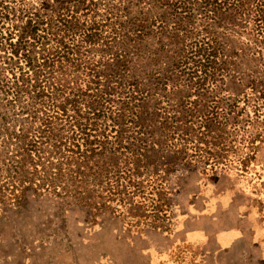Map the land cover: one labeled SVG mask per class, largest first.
Instances as JSON below:
<instances>
[{
    "label": "trees",
    "instance_id": "obj_1",
    "mask_svg": "<svg viewBox=\"0 0 264 264\" xmlns=\"http://www.w3.org/2000/svg\"><path fill=\"white\" fill-rule=\"evenodd\" d=\"M238 30L244 49L228 43ZM263 50L264 0L0 1V198L43 190L78 198L93 216L109 201L132 217L165 216L156 150L226 161L245 140L238 102L250 97L227 83L248 77L236 60ZM259 64L245 87L263 104ZM144 194L145 214L131 201Z\"/></svg>",
    "mask_w": 264,
    "mask_h": 264
},
{
    "label": "rangeland",
    "instance_id": "obj_2",
    "mask_svg": "<svg viewBox=\"0 0 264 264\" xmlns=\"http://www.w3.org/2000/svg\"><path fill=\"white\" fill-rule=\"evenodd\" d=\"M228 37L231 48L246 47L244 31ZM155 39L149 35L145 40L151 50L156 47ZM252 57L246 54L236 60L241 61L242 70L249 67L244 72L248 77L244 74L240 82L227 83L230 90H243L250 97L247 105L238 102L245 110L237 116L235 133L238 140H245L236 143L226 161L204 163L193 150L182 152L178 146L156 150L150 170L157 173L153 179L165 192V216L141 206L150 201L149 194L131 200L137 211L148 212L146 217L130 216L117 201L107 202V207L93 216L78 198L43 190L26 191L21 203L0 198V264H264L247 242H243L244 249L197 252L182 240L183 230L196 225L194 218L211 205L212 209L218 197L231 198L236 208L250 210L264 224V102L256 101L257 93L245 87L250 76L260 75L264 50L261 59ZM161 61L168 62L167 58ZM236 97L242 99V93ZM253 103L259 105L258 118L251 117Z\"/></svg>",
    "mask_w": 264,
    "mask_h": 264
},
{
    "label": "crops",
    "instance_id": "obj_3",
    "mask_svg": "<svg viewBox=\"0 0 264 264\" xmlns=\"http://www.w3.org/2000/svg\"><path fill=\"white\" fill-rule=\"evenodd\" d=\"M211 206L194 218L196 225L183 230L182 240L187 246L197 252H221L244 249L243 242H247L256 250L257 259L264 262V224L260 218L248 209L236 208L231 198L218 197Z\"/></svg>",
    "mask_w": 264,
    "mask_h": 264
}]
</instances>
